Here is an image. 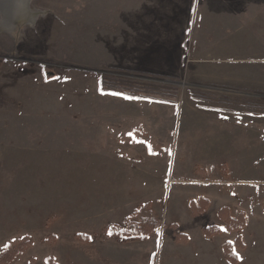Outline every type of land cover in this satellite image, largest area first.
<instances>
[{
	"label": "rangeland",
	"instance_id": "rangeland-1",
	"mask_svg": "<svg viewBox=\"0 0 264 264\" xmlns=\"http://www.w3.org/2000/svg\"><path fill=\"white\" fill-rule=\"evenodd\" d=\"M26 1L0 0V264H264V0Z\"/></svg>",
	"mask_w": 264,
	"mask_h": 264
},
{
	"label": "trees",
	"instance_id": "trees-1",
	"mask_svg": "<svg viewBox=\"0 0 264 264\" xmlns=\"http://www.w3.org/2000/svg\"><path fill=\"white\" fill-rule=\"evenodd\" d=\"M99 92L104 95L109 94V95L120 96L128 100L165 102V103H171L169 99H173L177 96V91L174 88L162 87L156 85L138 84L135 82L118 81L109 77L106 78L104 76L99 77ZM198 95H201L202 98H208L204 94H196L195 96L192 95V99L196 102L201 101L199 98L200 96ZM159 97L162 98L159 99ZM165 98L167 99L165 100ZM204 203L205 202H203V204ZM199 204H201L200 201L192 202V205H194L195 207L199 206ZM239 215H241V218L233 217V216L229 217L228 219L229 221L227 222L229 228L236 229L237 228L236 226H241L244 224V219L246 216L242 213H240ZM138 221H139L138 229L141 228V230L142 229L144 230L146 226H150L152 230H155L154 226L157 225L156 222L148 221L145 218H139ZM208 230L209 228L205 229V233H207ZM1 259L3 261H8V259L10 258L8 257V255H3Z\"/></svg>",
	"mask_w": 264,
	"mask_h": 264
},
{
	"label": "bare ground",
	"instance_id": "bare-ground-1",
	"mask_svg": "<svg viewBox=\"0 0 264 264\" xmlns=\"http://www.w3.org/2000/svg\"><path fill=\"white\" fill-rule=\"evenodd\" d=\"M3 2V4H5L4 2L9 1V0H1ZM12 4L7 3V5L5 6V9L7 11H14V15L15 17L10 21L12 22H16L17 24L19 23L20 25H22L23 23H30L31 25L33 24V22L36 20V16L39 14L37 12H31L28 11L27 8V1H26V5H24L21 0H11ZM3 4L1 3L0 5V14L3 12ZM9 9V10H8ZM9 13V12H8ZM29 13V14H28ZM3 15V14H2ZM6 18V17H5ZM4 18V20H6ZM7 21V20H6ZM9 21V22H10ZM8 24H6L5 26H7ZM4 26V25H3ZM2 28H6V27H2ZM9 29V27L7 28ZM11 29V28H10ZM9 29V30H10ZM14 33V32H13Z\"/></svg>",
	"mask_w": 264,
	"mask_h": 264
},
{
	"label": "crops",
	"instance_id": "crops-1",
	"mask_svg": "<svg viewBox=\"0 0 264 264\" xmlns=\"http://www.w3.org/2000/svg\"><path fill=\"white\" fill-rule=\"evenodd\" d=\"M245 59H243V61H244ZM209 62H212V61H209ZM231 63H235V64H242V60H241V63L240 62H237V61H233V62H228V61H224V63L223 64H225V67L224 68H222V69H220V74H217L216 75V77L217 78H220L221 79V81L220 82H222V83H225V84H227V85H229L230 84V82H231V80H230V78H222V75H224V73L226 72L225 70H226V66H230L229 64H231ZM260 114V113H259ZM258 113H256V112H254L253 114H251V115H257V116H254V117H256V119L257 120H259V119H261V118H263L262 117V114H260L259 115ZM257 131H258V133L260 134V137L258 138V141L260 142L259 144H263L264 145V129H257ZM255 161L257 162L258 160H257V156H256V158H255ZM260 163H262V164H264V160H260L259 161ZM262 170H264V169H262ZM255 183H257V184H262V185H264V182H260L259 180H257Z\"/></svg>",
	"mask_w": 264,
	"mask_h": 264
},
{
	"label": "water",
	"instance_id": "water-1",
	"mask_svg": "<svg viewBox=\"0 0 264 264\" xmlns=\"http://www.w3.org/2000/svg\"><path fill=\"white\" fill-rule=\"evenodd\" d=\"M0 5H1V2H0Z\"/></svg>",
	"mask_w": 264,
	"mask_h": 264
},
{
	"label": "snow or ice",
	"instance_id": "snow-or-ice-1",
	"mask_svg": "<svg viewBox=\"0 0 264 264\" xmlns=\"http://www.w3.org/2000/svg\"><path fill=\"white\" fill-rule=\"evenodd\" d=\"M125 98H127V97H125Z\"/></svg>",
	"mask_w": 264,
	"mask_h": 264
}]
</instances>
